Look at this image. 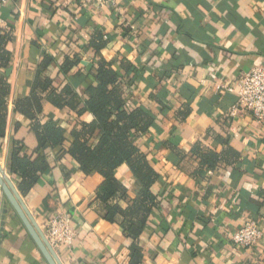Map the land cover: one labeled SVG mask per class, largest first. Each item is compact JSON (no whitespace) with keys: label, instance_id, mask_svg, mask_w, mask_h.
I'll return each instance as SVG.
<instances>
[{"label":"crops","instance_id":"0c3cea01","mask_svg":"<svg viewBox=\"0 0 264 264\" xmlns=\"http://www.w3.org/2000/svg\"><path fill=\"white\" fill-rule=\"evenodd\" d=\"M0 17V40L10 52L0 68L10 84L0 164L17 188L12 142L22 141L33 154L38 141L15 102L30 95L45 56L53 59L46 74L84 96L93 79L90 42L101 32L108 42L100 55L122 73V62L132 64L130 101L155 119L135 139L159 176L152 187L157 204L136 241L93 203L101 174H85L69 154L60 158V147L40 150L49 168L26 194L18 190L44 231L58 213L72 215L77 235L71 247L57 250L63 264H132L134 243L138 264H264V120L240 108L232 113L239 75L264 65V0H117L90 9L81 0H0ZM69 53L80 63L64 75ZM39 117L68 132L77 119L48 101ZM197 144L219 154L231 146L239 157L202 166L192 152ZM115 174L128 188L127 200L135 199L140 186L129 165ZM0 191V264H48ZM247 220L263 234L252 248L231 239Z\"/></svg>","mask_w":264,"mask_h":264},{"label":"trees","instance_id":"16d2710c","mask_svg":"<svg viewBox=\"0 0 264 264\" xmlns=\"http://www.w3.org/2000/svg\"><path fill=\"white\" fill-rule=\"evenodd\" d=\"M107 42L101 32L90 42L95 52L89 68L93 79L88 83L84 96L71 83L56 82L47 75L46 71L53 59L44 57L30 95L15 102V111L30 119V127L36 135L38 146L33 154L27 153L25 144L14 140L10 149L9 168L11 174L17 177L19 190L26 194L49 168L46 155L40 150L46 147L62 148L60 158L69 154L85 174L99 173L103 176L104 181L98 187L93 203L98 205V211L104 219L118 223L124 234L136 241L145 228L152 208L157 204V196L152 187L159 176L147 156L136 145L135 139L147 132L155 119L146 108L133 105L130 101L128 89L136 74L132 64L122 62L125 72L122 73L114 67L113 61L100 55ZM3 43L0 40V68L10 58V52L4 48ZM79 63L77 53H69L61 64L60 71L68 75ZM9 91L10 84L1 74L0 136L5 133L8 110L6 97ZM45 101L76 115V123L71 131L68 132L54 119H40ZM86 114H91L90 121L82 119ZM67 140L70 144L65 147ZM192 152L199 157L202 166L210 167L239 157V153L231 146L219 154L197 144ZM123 164L129 165L140 186L137 197L129 201L128 188L115 174L116 169ZM121 201L130 203L124 207ZM131 251L132 264H138L142 256L140 247L134 243Z\"/></svg>","mask_w":264,"mask_h":264},{"label":"built area","instance_id":"2783aa9c","mask_svg":"<svg viewBox=\"0 0 264 264\" xmlns=\"http://www.w3.org/2000/svg\"><path fill=\"white\" fill-rule=\"evenodd\" d=\"M84 8L94 6H115L117 0H81ZM3 29V20L0 17V31ZM238 103L234 107V114L238 108L244 109L260 121L264 120V65L254 66L248 72H243L238 77ZM1 193V191H0ZM45 235L57 252L66 246L71 247L76 238V230L72 225V215L60 212L52 217L44 231ZM262 231L256 221L247 220L241 228L232 234V242L245 248L254 247L262 238Z\"/></svg>","mask_w":264,"mask_h":264},{"label":"water","instance_id":"95a60500","mask_svg":"<svg viewBox=\"0 0 264 264\" xmlns=\"http://www.w3.org/2000/svg\"><path fill=\"white\" fill-rule=\"evenodd\" d=\"M0 188L7 200L10 202L30 236L38 246L48 264H63L58 253L48 241L44 230L35 220L34 216L25 204L22 195L13 181L9 178L0 164Z\"/></svg>","mask_w":264,"mask_h":264}]
</instances>
